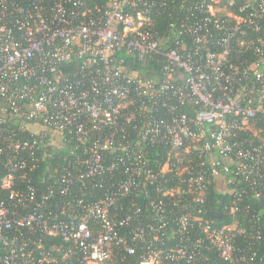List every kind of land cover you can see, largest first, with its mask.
<instances>
[{
    "label": "built area",
    "instance_id": "built-area-1",
    "mask_svg": "<svg viewBox=\"0 0 264 264\" xmlns=\"http://www.w3.org/2000/svg\"><path fill=\"white\" fill-rule=\"evenodd\" d=\"M248 194L264 0H0V264H260Z\"/></svg>",
    "mask_w": 264,
    "mask_h": 264
},
{
    "label": "trees",
    "instance_id": "trees-1",
    "mask_svg": "<svg viewBox=\"0 0 264 264\" xmlns=\"http://www.w3.org/2000/svg\"><path fill=\"white\" fill-rule=\"evenodd\" d=\"M156 67V66H155ZM160 155H163L160 153ZM59 156L56 155L54 160H52L53 164L58 163V165H64L65 162L58 158ZM35 181H38V179L35 178ZM245 201L244 204L249 206V209L246 214L247 220L255 219L256 217L259 218V223L262 227V240L260 243H256L253 245V250H257L261 257V263L264 264V209L262 206H264V198L256 200L252 198L251 195H246L244 197ZM223 201L225 202V198L220 196L217 193H211L209 196V203H208V216L215 218V221L217 225H222L224 223H228L232 220L231 217H228L227 215L224 214L223 209H222V203ZM213 215H218L217 217H214ZM207 217V215L205 216ZM137 256H125L124 261L121 264H135ZM58 264H64V263H58Z\"/></svg>",
    "mask_w": 264,
    "mask_h": 264
},
{
    "label": "water",
    "instance_id": "water-1",
    "mask_svg": "<svg viewBox=\"0 0 264 264\" xmlns=\"http://www.w3.org/2000/svg\"><path fill=\"white\" fill-rule=\"evenodd\" d=\"M213 216L218 218V215H213Z\"/></svg>",
    "mask_w": 264,
    "mask_h": 264
}]
</instances>
